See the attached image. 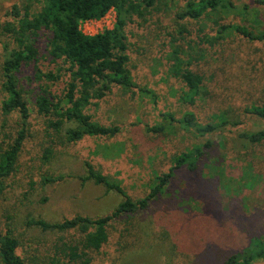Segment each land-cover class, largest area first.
Here are the masks:
<instances>
[{
    "label": "rangeland",
    "instance_id": "374dc122",
    "mask_svg": "<svg viewBox=\"0 0 264 264\" xmlns=\"http://www.w3.org/2000/svg\"><path fill=\"white\" fill-rule=\"evenodd\" d=\"M186 0H155L144 19L125 27L128 64L132 79L155 93L113 87L86 109L92 120L119 124L121 131L109 138L85 137L65 142V123L48 140L27 143L17 169L0 193V233L9 223L18 239L17 253L26 264H66V245L80 244L79 231L42 230L28 225L29 218L60 222L83 215L96 218L110 213L121 201L120 194L91 181L84 161L110 180L119 183L132 199L145 196L158 175L173 168L162 192L145 210L110 220L107 240L88 251L91 264H226L237 254L250 264H264V140L240 146V130L264 129V120L242 114L245 106L264 103V40H250L232 28L222 33V24H240L264 31V6L250 0H231L235 9L207 10L199 19H180L177 12ZM32 0H0V63L3 33L13 4L20 9ZM244 3L249 8L244 9ZM116 11L81 24L86 34L116 24ZM109 22V23H108ZM176 56L191 71L202 76L204 96L193 104L179 97L182 84L168 73L167 59ZM68 76L52 85L63 96ZM206 93V95H205ZM3 97L0 81V101ZM194 112L200 122L218 123L222 117L241 120L237 127L201 135L180 119ZM172 116V119L169 118ZM17 113L5 114L0 107V147L7 135L19 128ZM162 125L160 132L151 126ZM211 140L194 170L176 167L175 157ZM51 150L48 156L45 151ZM63 178L45 182V176ZM79 245L78 251L80 252ZM78 264V263H75Z\"/></svg>",
    "mask_w": 264,
    "mask_h": 264
},
{
    "label": "trees",
    "instance_id": "16d2710c",
    "mask_svg": "<svg viewBox=\"0 0 264 264\" xmlns=\"http://www.w3.org/2000/svg\"><path fill=\"white\" fill-rule=\"evenodd\" d=\"M39 4L36 11L28 3L20 9L13 4L8 10L11 17L4 22L3 33L9 42L2 43L4 57L0 63V81L3 97L1 111L5 114L17 113L19 128L7 135V142L0 147V193L6 187L7 178L14 173L26 144L48 140L50 146L56 144L52 132L59 133L65 123L75 127L66 128L63 134L65 142H76L85 137L109 138L121 131L119 124L103 125L92 120L86 112L94 101L103 99L113 87L126 90H138L155 97V93L145 86H140L132 79L127 67L128 37L125 27L137 18L144 19L149 7L155 0H32ZM255 5L264 6V0H250ZM231 0H186L177 12L180 19H199L207 10L235 9ZM244 9L249 8L244 3ZM110 9L116 11V24L95 34H85L79 29V23L87 19H100ZM232 28L250 40H264V31L255 33L240 24H222L218 32ZM167 59L168 73L183 85L178 97L185 103L193 104L204 96L203 78L185 65L176 56ZM63 76L64 94H54L52 85ZM206 95V93H205ZM242 114L264 120V103L252 104L242 109ZM172 119V116L169 115ZM180 122L193 127L199 134L223 131L237 127L242 123L228 117H222L218 123L200 122L194 112L186 111ZM162 125H154L150 130L160 132ZM240 146L256 144L264 140V129L240 130L237 133ZM207 140L201 146L182 152L175 157L176 167L186 165L194 170L195 165L211 147ZM51 150L45 151L48 156ZM86 174L82 182L91 181L112 190L121 196V201L108 214L91 218L75 215L60 222H50L42 218H29L28 225H35L42 230H75L82 234L80 244L66 245L63 253L66 264H91L88 251L98 250L106 242V226L110 220H119L125 215H133L145 210L152 199L162 192L172 177L173 168L156 176L148 193L138 199H132L119 183L110 180L98 171L89 160L84 161ZM45 176V182L62 179ZM10 224H5L0 233V264H26L25 258L17 253L18 239L13 235ZM81 246L80 252L78 251ZM264 259V252L261 253ZM226 264H250L248 259L234 254L227 258Z\"/></svg>",
    "mask_w": 264,
    "mask_h": 264
},
{
    "label": "built area",
    "instance_id": "2783aa9c",
    "mask_svg": "<svg viewBox=\"0 0 264 264\" xmlns=\"http://www.w3.org/2000/svg\"><path fill=\"white\" fill-rule=\"evenodd\" d=\"M110 10H112V9H110ZM109 10V11H110ZM101 19V18H100ZM94 20H96V19H87V20H83V21H81L80 23H79V29L83 32V33H85L86 34V32L85 31H83L82 29H81V24H88V23H92ZM97 21V20H96ZM109 23V22H108ZM110 26L107 24L106 26H105V28L104 29H106V28H109ZM104 29H102V30H104ZM101 30V31H102Z\"/></svg>",
    "mask_w": 264,
    "mask_h": 264
}]
</instances>
